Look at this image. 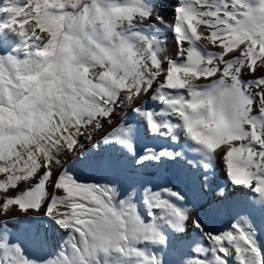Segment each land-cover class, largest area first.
I'll use <instances>...</instances> for the list:
<instances>
[{
    "label": "snow or ice",
    "instance_id": "1",
    "mask_svg": "<svg viewBox=\"0 0 264 264\" xmlns=\"http://www.w3.org/2000/svg\"><path fill=\"white\" fill-rule=\"evenodd\" d=\"M166 2L2 0L0 264H264V0Z\"/></svg>",
    "mask_w": 264,
    "mask_h": 264
},
{
    "label": "bare ground",
    "instance_id": "2",
    "mask_svg": "<svg viewBox=\"0 0 264 264\" xmlns=\"http://www.w3.org/2000/svg\"><path fill=\"white\" fill-rule=\"evenodd\" d=\"M0 4H2V0H0ZM174 5H175V0H167L166 4L164 5V8H163V14H164V16L167 19H169V23L171 22V18H172V15H173V7H174ZM5 18H6V14L0 12V20H3ZM159 39H161L162 41H165L166 42V48L169 50V52H171V49H172V46H173V41L171 40V36H170V34L167 33V30L166 29L159 36ZM13 47H14V45H13ZM9 50H11V49H9ZM3 54H5V53H3ZM20 58L22 59L23 56L21 55ZM122 115H124V113H122V112L121 113H118V116H122ZM98 138H102V137H98ZM86 147L91 148V145H86ZM70 157H71V154L70 153L67 154V158L65 159L64 162H62V159L63 158L60 157L61 162L65 165V167H69L73 163V161L71 160ZM224 179L225 178H224L223 172H221L220 173V180H219V183L221 185H223L225 183ZM13 215H18V214H15L14 213ZM22 219H23V217H20V220H22ZM223 219L224 218L221 217L219 220H217L215 222V224L212 225V227H218V223L221 220H223ZM29 251H32V249H29Z\"/></svg>",
    "mask_w": 264,
    "mask_h": 264
},
{
    "label": "rangeland",
    "instance_id": "3",
    "mask_svg": "<svg viewBox=\"0 0 264 264\" xmlns=\"http://www.w3.org/2000/svg\"><path fill=\"white\" fill-rule=\"evenodd\" d=\"M9 51H10V50H9ZM5 54H7V53H5ZM60 157L63 158V159H62V162H64L65 159L67 158V154H61ZM220 226H221V224H220V222H219V223H218V227H220ZM260 247H261V251L264 252V238H261V244H260Z\"/></svg>",
    "mask_w": 264,
    "mask_h": 264
}]
</instances>
